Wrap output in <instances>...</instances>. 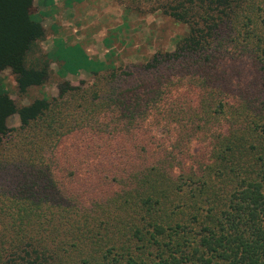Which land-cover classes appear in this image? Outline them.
<instances>
[{"label":"trees","instance_id":"1","mask_svg":"<svg viewBox=\"0 0 264 264\" xmlns=\"http://www.w3.org/2000/svg\"><path fill=\"white\" fill-rule=\"evenodd\" d=\"M154 1L186 33L118 72L45 53L34 0H0L19 96L55 62L62 79L28 105L0 92V191L17 201L0 264H264V0ZM234 43L252 58L243 88L222 68ZM81 70L96 81H65Z\"/></svg>","mask_w":264,"mask_h":264},{"label":"rangeland","instance_id":"2","mask_svg":"<svg viewBox=\"0 0 264 264\" xmlns=\"http://www.w3.org/2000/svg\"><path fill=\"white\" fill-rule=\"evenodd\" d=\"M37 1L34 0L35 19L41 20L46 30L45 39L39 43L42 50L53 57L69 54L75 61L88 60L95 68L105 62L110 66L109 70L121 72L144 64L157 52H172L176 37L187 31L184 24L156 10L154 0H76L77 3L71 0L66 4V0H57V4L48 6ZM232 45L222 68L234 79L235 88H243L253 77L251 54L243 52L240 46H234L235 43ZM58 65V62L52 64V74L45 86L32 90L28 98L19 96L12 71L2 70L0 92L9 93L19 105H28L31 99L43 95L58 97L59 83L62 82L57 75ZM65 81L73 87H80L82 84L91 85L96 79L91 73L81 70L68 75ZM8 127H20L18 115L9 118ZM151 128L157 135L168 133L163 123L151 121ZM14 143L13 139L7 141V152ZM4 189L0 191V209L10 208L17 202L7 191L8 198H2ZM2 223L0 220V243L5 232Z\"/></svg>","mask_w":264,"mask_h":264},{"label":"crops","instance_id":"3","mask_svg":"<svg viewBox=\"0 0 264 264\" xmlns=\"http://www.w3.org/2000/svg\"><path fill=\"white\" fill-rule=\"evenodd\" d=\"M67 2H65V4L66 3H68V2H70L71 0H66ZM74 2H76L77 3V1L76 0H73ZM38 2V4H41V5H43V6H48L49 4H51V5H54V4H57L58 2H57V0H38L37 1Z\"/></svg>","mask_w":264,"mask_h":264}]
</instances>
